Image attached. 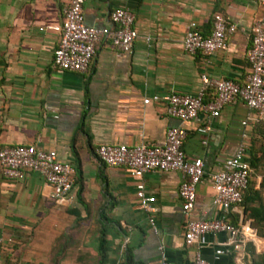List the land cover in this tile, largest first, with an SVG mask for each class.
<instances>
[{
	"label": "crops",
	"instance_id": "obj_1",
	"mask_svg": "<svg viewBox=\"0 0 264 264\" xmlns=\"http://www.w3.org/2000/svg\"><path fill=\"white\" fill-rule=\"evenodd\" d=\"M69 1L0 0V148L53 150L72 168V187L63 201L36 173L0 177V264H160L161 252L173 264H189L195 250L209 264H250L252 254L264 252L260 236L236 251L223 245L225 232L202 234L194 245H186L182 233L187 219L221 214L211 203L210 174L240 144L247 162L250 153L256 158L253 166L248 162L249 179L264 199V120L234 99L214 118L200 112L198 121H179L166 114L164 98L197 92L202 72L243 84L251 24L264 20V7L255 0H83L87 26H109L115 8L132 11L136 38L130 53L101 39L87 70L77 73L53 64L59 40L54 27ZM215 14L234 26L224 47L209 55L186 53L184 33L194 27L207 36ZM153 95L158 99L143 103ZM212 97L206 90L203 102ZM205 123L209 130L200 133ZM176 126L186 132L185 156L201 159L203 176L186 215L177 193L179 172L142 176L155 209L153 230L136 198L137 181L123 168L101 163L94 149L104 143L160 145L166 129ZM231 214L236 224L251 225L242 206ZM103 219L109 224L100 256L97 228Z\"/></svg>",
	"mask_w": 264,
	"mask_h": 264
},
{
	"label": "built area",
	"instance_id": "obj_2",
	"mask_svg": "<svg viewBox=\"0 0 264 264\" xmlns=\"http://www.w3.org/2000/svg\"><path fill=\"white\" fill-rule=\"evenodd\" d=\"M264 7V0H255ZM83 0H70L64 10L59 32V40L53 51V64L61 71L83 73L87 70L94 54L95 45L101 39H108L111 46L122 53H130L136 32L133 28L134 14L126 8H115L109 13V26H87L83 20ZM234 31L220 15L212 18L211 31L201 35L194 27L188 28L182 38V48L188 54L200 52L209 55L224 47L227 34ZM250 46L245 53L249 72L243 84L228 78H213L205 73L199 75L200 88L194 94L171 93L165 96V112L179 121L196 120L200 112L207 119L216 117L221 108L233 101L241 100L258 119L264 120V20L256 18L250 28ZM206 90H212L213 97L203 102ZM158 96L144 98L143 103L157 100ZM208 122V121H207ZM244 123V122H243ZM209 130L207 123L200 125L198 131ZM186 132L180 127L167 128L162 144L141 142L134 145L104 143L96 146L97 159L110 167H121L134 178L135 194L140 208L149 213L148 224L155 230L151 198L143 189L142 176L151 171L179 172L182 180L178 186L181 210L186 215L194 204L195 186L203 176L202 161L199 157H187L182 150ZM245 145L240 144L233 154L224 159L221 168L210 174L214 191L212 205L221 214L215 218L187 219L182 233L186 245H194L205 233L225 232L227 239L223 245L240 251L244 242L254 240L251 226L247 222L236 225L226 221L227 215L240 206L242 192L246 188L250 167L245 160ZM24 172L38 174L54 191L57 201L65 200L72 187V168L61 161L53 150H45L32 145H5L0 148V177L15 179ZM1 244V238H0ZM160 264H173L160 253ZM189 264H209L197 250Z\"/></svg>",
	"mask_w": 264,
	"mask_h": 264
},
{
	"label": "trees",
	"instance_id": "obj_3",
	"mask_svg": "<svg viewBox=\"0 0 264 264\" xmlns=\"http://www.w3.org/2000/svg\"><path fill=\"white\" fill-rule=\"evenodd\" d=\"M255 159V156L250 153V156L248 157L250 166H253ZM240 206H242L244 217L251 221L250 226L254 234L264 239V199L259 195L258 190L253 189L250 184V179H248L247 186L242 192V200ZM226 221L229 224L236 225V218L231 214V212L227 215ZM108 224V221L104 219L99 220L97 234L98 253L100 256H103L104 254L105 237ZM251 257L252 258L250 264H264V252L261 254H252Z\"/></svg>",
	"mask_w": 264,
	"mask_h": 264
}]
</instances>
